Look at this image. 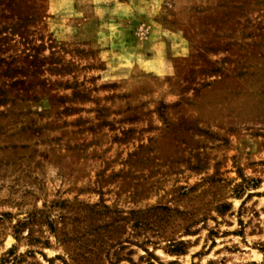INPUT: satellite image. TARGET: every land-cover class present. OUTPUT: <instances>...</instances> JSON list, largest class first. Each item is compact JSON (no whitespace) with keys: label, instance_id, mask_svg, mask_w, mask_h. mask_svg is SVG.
<instances>
[{"label":"rangeland","instance_id":"rangeland-1","mask_svg":"<svg viewBox=\"0 0 264 264\" xmlns=\"http://www.w3.org/2000/svg\"><path fill=\"white\" fill-rule=\"evenodd\" d=\"M0 264H264V0H0Z\"/></svg>","mask_w":264,"mask_h":264}]
</instances>
